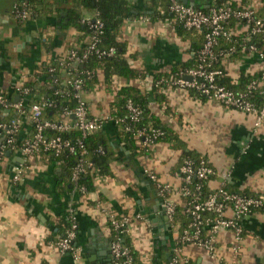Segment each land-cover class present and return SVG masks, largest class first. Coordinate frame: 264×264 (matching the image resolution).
<instances>
[{
  "label": "crops",
  "instance_id": "obj_1",
  "mask_svg": "<svg viewBox=\"0 0 264 264\" xmlns=\"http://www.w3.org/2000/svg\"><path fill=\"white\" fill-rule=\"evenodd\" d=\"M17 1L0 0V93L12 103L18 102L14 100L17 87L44 63L64 57L70 46L78 45L80 35L75 29H63L59 21L64 15L54 11H44L34 19H16L13 5ZM191 1L204 8L213 2ZM257 1L238 0L242 5ZM130 2L134 17L125 24L120 37L127 43L129 65L147 75L130 81L115 79L111 90L102 85L84 94L93 116L109 114L115 85L129 83L150 93L155 74L169 71L190 54L191 42L178 37L168 21H151L152 0ZM94 15L86 12L85 18ZM228 31L240 35L246 28L232 23ZM221 62L226 77L233 82L241 71L253 75L261 68L256 56L247 51ZM159 91L165 94L168 109L164 103L159 106L151 95V111L188 150L204 157L214 168L215 175L207 183L210 191L224 185L239 193L264 194V125L255 127L253 114L227 109L207 98L198 99L175 87L163 86ZM19 100L24 97L19 95ZM23 109L24 113L18 112L12 106L0 113V120H20L19 140L32 134L27 115L29 101L24 100ZM118 132L111 120L103 125L102 133L111 153L109 173L97 177L95 189L86 195L64 188L65 173L52 160L34 157L27 162L19 149L7 150L9 155H5L6 151L0 157V264H75L68 253L57 250L55 242L59 234L55 226L70 211L77 221L76 244L82 250L83 264H112L108 212L129 217L125 237L145 263L157 249L165 256L172 252L177 231L162 211L145 169L179 186L176 171L181 150L160 141L144 152L130 151ZM17 165L26 168L21 180L13 181ZM173 200L180 203L179 195H173ZM240 223L243 239L237 252L232 249V234L223 231L216 237L214 254L192 244L183 247L184 254L194 264H264V211L244 216Z\"/></svg>",
  "mask_w": 264,
  "mask_h": 264
},
{
  "label": "built area",
  "instance_id": "obj_2",
  "mask_svg": "<svg viewBox=\"0 0 264 264\" xmlns=\"http://www.w3.org/2000/svg\"><path fill=\"white\" fill-rule=\"evenodd\" d=\"M168 10L174 15V20L182 23L186 29H204V41L202 47L197 52V65L181 70L174 78H165L169 87H175L185 91H193L201 97L214 100L227 109H235L245 113L253 114L255 117L254 126L264 125V48H259L256 43L251 42V37L264 33V0H258L255 4L241 5L233 7L231 5L213 6L208 11L195 8L190 4H185L181 0H167ZM258 12V14H257ZM30 11L24 0H18L13 5V16L19 20L29 17ZM92 21L93 35L90 43L81 54L77 50L70 49L66 54V59L59 61V66L66 69L69 63L82 64L90 53L95 51L99 54L110 56L113 48L108 51H100L96 48V43L101 34L102 23L96 14ZM91 19H86L90 23ZM231 19L242 21L243 27L247 28L245 51L253 53L260 63L259 77L252 80L245 91H233L227 86L219 83V79L226 71L221 66H215L217 60L224 59L229 53L234 51L230 48L226 55L224 52L216 51L218 39L220 37L228 40L231 32L226 30V24ZM251 42V43H250ZM53 68H51V71ZM190 77V80L187 79ZM69 84L75 91L74 97L77 104L70 110H64L62 120L51 121L43 118V110L51 103L46 101L29 103L28 117L32 123V134L24 138L20 153L28 162L35 157L36 153L48 152L57 156L64 151L74 153L77 149L80 155L86 153L83 138L90 133L99 130L107 121H112L116 126L124 124L126 130H130V124L126 122H136L141 114V109L135 106L130 100L126 103L127 115L123 118L108 114L105 117L89 116L88 105L84 99L82 80L76 76H71ZM257 90L262 96L260 107L255 106L249 99L247 91ZM18 95H27L29 89L23 84L17 87ZM24 100L12 103L3 93H0V113L9 107H15L18 112L24 113ZM20 120L18 118L9 121L0 120V157L7 151V147L14 143L19 133ZM118 127V126H117ZM78 130L82 137L74 142L63 138L61 135H46V131L58 133ZM161 134L158 128L149 127L147 132L140 129L135 132L137 146L150 147L153 145L155 137ZM102 153V150L99 149ZM92 164L80 157L73 168L71 178L76 180L81 173H84ZM26 167L15 166L12 174L13 181L21 180L22 173ZM145 174L153 183L156 195L160 199L161 207L164 209L166 217L177 235L172 247V254L169 264H194L183 252L185 245H196L206 250L209 254H214L216 237L220 232L228 231L232 234L234 245L232 249L237 252L238 245L243 239V227L240 220L242 217L259 210L264 206V194H243L227 190L224 185L211 190L206 197L201 198V184L191 185L192 177L199 180L207 179L215 174L214 169L208 164L204 157H201L197 166H193L191 159H185L177 173L181 183L175 186L172 183L161 179L155 172L145 169ZM181 175V176H180ZM82 195L88 194L81 188ZM179 195L180 203L173 200V195ZM183 208V213L188 217L186 226H181L176 218V208L178 205ZM72 225L66 231L65 236L56 243L57 250L61 253H68L75 264H83V253L81 248L74 242L76 237L77 221L70 211ZM209 215V217H207ZM111 240L112 264H136L131 255V250L124 245L121 236L128 231L130 219L128 216L117 217L113 213H106ZM137 218H140L137 216ZM132 222V220H131ZM116 234V235H115ZM116 237V238H115Z\"/></svg>",
  "mask_w": 264,
  "mask_h": 264
},
{
  "label": "trees",
  "instance_id": "obj_3",
  "mask_svg": "<svg viewBox=\"0 0 264 264\" xmlns=\"http://www.w3.org/2000/svg\"><path fill=\"white\" fill-rule=\"evenodd\" d=\"M24 1H26L27 8L30 11L28 19L36 18L44 11H54L56 12V15L59 16L63 14L64 17H61L59 21V24H61L62 28L75 29L80 33L77 38L78 45L69 47V50H77L78 54H81V52L86 49L90 43L91 36L93 35V28L91 26L93 20L91 19L90 23H87L85 13L89 12L96 14L97 18L102 23L101 34L99 35V40L96 43V48L100 51H108L110 48H113L114 50L113 54L110 56L99 54L93 51L82 62V68L80 67L81 64L72 65V63H69L66 69L61 68L59 66V61L66 59L65 55L62 58L54 59L44 63L32 74L31 77H29L30 79L24 81L23 87L29 89L28 94L23 95L24 100L27 102L29 101V103L46 101L47 103L52 104L51 106H46L44 108V119L60 121L62 120L63 111L70 110L77 104L76 98L74 97L75 91L72 87V84L68 83L71 79V76H76L82 80V90L84 94L94 92L102 85L109 89L111 85H113L112 82L115 79L123 78L130 81L139 78L143 79L146 77L147 72L139 71L129 65L127 61V43L126 40L120 37L125 24L131 19V17H134V9L130 0H68V2L64 0ZM209 4L210 7L208 8H204L202 4H196L194 7L208 11L209 8L218 5L222 6L228 4L233 7L242 5L238 2V0H213V2ZM168 6L169 4L167 0H152V12L149 17L151 21H168L178 37L191 42L189 48L190 54L188 58L174 65L169 69V71L158 72L155 74L152 77L150 93H147L140 87H136L129 83L115 85L114 99L109 105V114L121 118L125 117L127 115L126 103L128 100H130L135 106L139 107L141 109V114L138 117V120L133 123L126 122L130 124V130H126L124 124L117 125L119 130L118 133L120 134L123 142L130 151L144 152L148 150L149 147L137 146L135 132L140 129H145L148 132L149 127L160 129L161 134L154 138L153 145L160 141H166L170 143L172 147L177 149L179 148L181 150L180 165L176 171L178 173L185 159H191L193 166L195 167L198 165L202 156L194 153L191 150H188L179 136L173 130L164 125L159 117L151 111L149 103L152 95V98L158 103L159 106H162V103L167 106L166 96L159 90L163 86L169 87L168 82L165 81V78H174V76H177L179 71L197 65V52L202 47L205 30L184 28L181 22L174 20V15L169 12ZM232 23H238L241 25L244 24L242 21L231 19L230 22L226 24L227 31L228 25ZM243 33L240 35L231 34L228 40L220 37L218 39L216 51H222L226 55V52L230 48H234V51L229 53V55H227L225 58L233 59L239 56L243 51H245L242 46L247 43L245 42L247 28ZM251 42L256 43V45L261 49L264 48V33L252 36ZM221 63L222 62L219 59L216 61L215 66H221V68H223ZM51 68H53L52 71ZM258 77L259 73L249 75L245 74L244 71H241L236 81L233 82L229 77L224 75L219 79V83L227 86L233 91L239 92L247 90L246 88L248 84L252 80L258 79ZM190 93H192L198 99H206L193 91H190ZM247 94L248 99L255 106H261L262 96L257 90L247 91ZM165 108V110H167L168 106ZM88 113L89 116H93L90 114L89 109ZM102 127L83 138L84 148L86 150V153L83 155H80V151L77 149L74 153L64 151L57 156L48 152H40L36 153L35 157L36 159L41 158L44 160H52L58 166H60L62 171L65 173V178L63 179L65 189H68L69 191L75 189L79 194H82L81 188L83 187L86 192L89 193L95 189V179L109 173L108 160L111 156V153L109 151V144L103 136ZM45 133L46 135H61L63 138L70 139L72 142H74L77 138L82 137L80 132L74 129L61 133L55 131H46ZM23 141L24 139L19 140L17 136L14 143L7 147V150L13 151L20 149ZM99 149L102 150V153L99 152ZM80 157H84V159L90 162L92 165L88 167L84 173H81L76 180H72L71 175L73 168ZM208 164L210 165L209 162ZM214 175L215 174L204 180H199L194 176L192 177L191 185L197 183L201 184V198L206 197V195L210 192L207 187V183L214 177ZM224 187L227 189L226 186ZM259 210L264 211V206ZM175 211L176 218L178 221H180L181 226H186L188 217L183 213V208L177 207ZM207 217H209V215H207ZM71 225L72 217L69 216L68 213L59 219V223L55 226L59 232L58 238L55 241L56 243H58V241L65 236L66 231L71 227ZM77 229L74 240L75 243L78 236ZM125 235L126 233L122 234L121 240L124 245L130 248L131 255L136 264H169L170 258L167 259L165 253L158 249L155 251V254L151 255L147 263H145V261L140 259L138 252L128 242V239H126ZM113 238L114 234L111 236V240H113Z\"/></svg>",
  "mask_w": 264,
  "mask_h": 264
},
{
  "label": "water",
  "instance_id": "obj_4",
  "mask_svg": "<svg viewBox=\"0 0 264 264\" xmlns=\"http://www.w3.org/2000/svg\"><path fill=\"white\" fill-rule=\"evenodd\" d=\"M190 1V2H189ZM183 3H185V4H190V5H192V6H194V5H199L200 3H195V2H192L191 0H183ZM80 67L82 68L83 67V65L81 64L80 65ZM187 79H189L190 80V77H187ZM14 100L15 101H19V95H16L15 96V98H14ZM9 151H7L6 153H5V155H9ZM21 161H22V159H20ZM167 218V217H166ZM171 254H172V252L171 253H168V255H166V257L167 258H170L171 257Z\"/></svg>",
  "mask_w": 264,
  "mask_h": 264
},
{
  "label": "flooded vegetation",
  "instance_id": "obj_5",
  "mask_svg": "<svg viewBox=\"0 0 264 264\" xmlns=\"http://www.w3.org/2000/svg\"><path fill=\"white\" fill-rule=\"evenodd\" d=\"M162 211L165 213L164 209H162Z\"/></svg>",
  "mask_w": 264,
  "mask_h": 264
}]
</instances>
